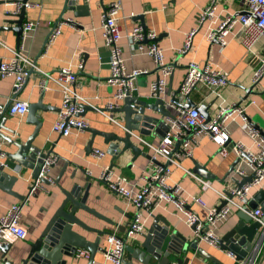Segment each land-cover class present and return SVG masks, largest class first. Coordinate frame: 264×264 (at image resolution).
Wrapping results in <instances>:
<instances>
[{
  "label": "crops",
  "instance_id": "1",
  "mask_svg": "<svg viewBox=\"0 0 264 264\" xmlns=\"http://www.w3.org/2000/svg\"><path fill=\"white\" fill-rule=\"evenodd\" d=\"M0 1H4L0 4V58L9 59L20 50L31 63L37 65V70L34 69L32 72L29 63L30 74L25 86L17 94L13 90L14 77L0 78V108L4 109L13 97L29 105L39 103L40 107L44 108L39 109L35 117L36 121H39L37 117L40 119L41 127L32 145L42 149L44 153L53 151L58 157L57 164L50 172L52 179H57L62 174L59 185L45 184L43 187H37L33 191L36 197H29L26 204H23L20 197L28 195L29 186L33 183L31 170L25 169L11 159L8 160L10 168L6 169L7 172L17 176L18 180L13 181L11 185L12 194L0 189V217L6 215L13 207H20L19 223L26 229L27 234L23 239L9 240L5 244L4 249L0 250V264H5V261L22 264L21 261L26 258L31 245L40 238L65 200L64 191L71 192L74 185L78 186L76 192L82 195L88 189L86 206L94 213L79 209L77 216L84 226L75 224L73 230L89 242H96L99 239V250L92 259V254L89 259L77 257V255L71 258L64 256L63 263L58 262L57 264H109L104 255L111 246L108 233H116L121 238H125L136 209L100 180L102 170L107 166L111 167L116 176L127 177L129 184L138 189L144 184L143 177L153 172L156 165L142 154L135 158L130 149L124 153L119 152L124 147V143L119 141L116 142L119 145L116 155L109 153L110 144L106 143L104 137L99 134L94 137L93 150H105L107 155L97 159L93 155V150L88 149L93 139V133L90 131H74L69 136L53 132V125L62 105V92L54 81L49 82V90H42L40 81L43 75L38 71L40 69L51 73L65 65L73 52L81 54L84 59L83 71L78 73L81 95L100 109L92 107L85 112L84 117L88 122V127L99 133H113L123 137L125 135L124 115L113 112V116L123 125L121 127L109 121L102 111L109 102L116 103L117 100L114 98L116 87L108 84L111 76L109 64L111 52L104 43L101 15L111 3L118 0H73L77 11L69 10L68 0H29L31 5L27 8L25 22H35L37 27L31 32H24L20 45L17 44V33L13 30L16 27V17L6 15L7 11H13L17 0ZM120 1L123 8L118 17L123 34L125 35L136 26L143 27L141 21L137 19L143 16L145 30H153L157 33L155 43L163 50L166 63L174 67V72L166 79L167 87L162 94L165 101L169 103L181 88L189 62L197 61L201 64L212 62L220 70L228 73V83L220 93L222 99L229 105L245 107L248 119L258 132L257 136H253L247 124L240 117H236L228 123L231 143H229L227 156H221L218 146L209 136L203 135L192 149V154L181 158L180 165L170 164L168 182L180 187L182 197L188 200L189 209L204 221L207 219L209 210L220 205L222 197L220 193H226L242 181L243 178L236 177L235 168H243L251 176L250 166L238 158L232 150V142L242 143L248 149L256 151V141L264 138V76L260 82L258 81L254 89L255 94H248L246 90L256 83L253 77L264 56V43H261L254 53L247 51L241 42L239 27H236L231 34L227 46L206 40L209 22L199 26V17L202 10L212 0ZM242 5L243 0H218L213 20L220 19L227 14L238 13ZM78 6L82 7L78 9ZM61 17L73 18L87 28H94V32H89L82 38L73 29L65 27L50 54L41 58L40 54L44 50L49 35ZM196 29L198 31L192 39L191 48L187 52H181L187 35ZM120 46L129 73L134 70L146 71L136 78L137 90L133 95L144 101L153 102L151 84L162 76L159 69L146 50L139 49L138 44L132 39L124 36L120 41ZM247 95L248 97L245 98ZM177 97L183 104L191 99L197 106L208 105L210 117L219 109L221 101L220 97L212 94L203 86L193 91L189 98L181 94ZM122 104L120 103V106ZM171 110L174 114L177 112V110ZM148 113L159 116L158 113L150 110ZM5 126L10 130H1L5 135L1 141L4 144V151L12 155L17 152L18 143H26L37 128L31 123L28 112L24 116L6 114ZM143 139L153 145H158L161 141V138L154 135ZM132 140L142 148L143 153L154 156L155 152L136 137ZM157 159L160 162L164 161L161 157ZM197 167L203 168L201 174L198 173ZM205 182L209 184L206 185ZM260 190H264V184L252 190V198L242 209L234 205L227 220L211 228L220 240L237 224L238 213L244 211L247 204ZM196 197L200 198V202L194 200ZM250 215L252 216V213ZM144 217L146 219L143 234L148 233L151 228L158 226L165 228L168 225L171 232H177L186 237L188 241L196 239L193 230L186 222V215L173 203L157 204L153 211L150 214L146 213ZM143 240L140 235L134 240H128L127 243L133 248H142ZM198 248L205 250L222 264H237L228 256V250H223L220 245L215 247L200 240ZM182 257L188 259L187 264H218L200 254L197 249H188ZM125 258L129 259L132 264H159L155 258L146 263L142 260L143 258H135L129 252L125 253ZM256 264H264V243L260 255L256 258Z\"/></svg>",
  "mask_w": 264,
  "mask_h": 264
},
{
  "label": "built area",
  "instance_id": "2",
  "mask_svg": "<svg viewBox=\"0 0 264 264\" xmlns=\"http://www.w3.org/2000/svg\"><path fill=\"white\" fill-rule=\"evenodd\" d=\"M218 0H212L205 7L199 17V26H203L209 22L206 32V40L209 42H218L222 46H227L229 38L236 27L240 28V39L247 51L255 52L261 43H264V0H243L242 9L238 13L227 14L220 19H214L216 15ZM13 11L7 13L18 14L22 7V3L16 2ZM28 8L31 4L26 3ZM122 2L120 0L111 3L101 15V29L105 46L111 52L110 69L111 76L108 84L116 87L114 98L115 103L109 102L102 110L107 119L113 123L121 124L114 116L113 112L120 107V103L128 94L133 95L137 90L135 80L146 71L134 70L130 73L127 71L125 60L123 58L122 48L120 46L121 39L126 36L138 44L139 49H145L146 53L152 58L154 63L162 75L159 79L151 84V93L154 97L162 95L167 87V77L172 75L174 67L166 63L164 52L155 43L157 33L153 30H145L141 26L134 27L125 35L119 23V13L122 11ZM24 32H31L36 29L37 23L25 22ZM69 27L79 33L83 38L85 34L94 32V28H87L79 21L73 18H62L52 29L41 58L47 57L54 44L63 33V29ZM197 29L191 31L184 42L181 52H187L192 45V39L197 33ZM29 63L32 69H36V63H31L22 51H18L9 59L0 58V78L14 77L13 84L14 93H19L25 86L26 80L30 74ZM84 59L81 54L73 52L71 58L67 60L56 71L44 72L39 69V73L43 75L40 81L42 90H49V82H56L62 92V105L58 113L57 119L53 125V132L62 136H69L74 131H82L88 128V122L84 117L85 108L95 107L89 99L81 95L80 84L78 81V73L83 71ZM31 69V70H32ZM37 70V69H36ZM264 76V56L260 60V65L254 73V82L260 81ZM229 80L228 73L222 71L212 62L201 64L197 61H191L187 65V73L184 82L180 88V94L189 98L193 91L203 86L212 94L220 97L219 109L207 121L197 108H182L170 105L175 108V118L169 120L170 130L165 137L161 139L158 145H153L142 140L147 146L155 152L152 155V162L162 158L165 163L170 161L180 165L181 158L192 154V149L199 142L203 135H207L218 146V152L221 156H227L229 153V143H231V135L228 129V123L236 117H240L249 127L253 136H257L258 132L252 126L251 121L245 113V107L234 104H227L221 96V89L227 85ZM119 101V102H118ZM29 109V103L21 100H13L7 110L10 116H24ZM100 110V109H99ZM4 114V109L0 108V118ZM264 137V136H263ZM3 138L0 129V162L5 169L10 168L8 159L3 149ZM181 142L179 149L177 144ZM257 150L248 149L244 144L232 142V150L238 158L248 163L251 169V176L243 168H235V175L243 178L237 186H233L226 193H220L221 200L227 203L218 208L212 207L209 210L207 219L202 221L188 207V200L181 195V189L173 186L168 182L170 177L169 167L159 166L154 163V171L143 177L144 184L138 189L129 184L127 177L123 175H115L111 167L107 166L102 170L100 180L105 182L108 188L123 197L128 203L133 205L136 213L129 225L126 238L134 240L143 234L145 228L146 213L150 214L157 204L162 202L173 203L186 215V222L190 227H194V234L199 241L207 242L215 247L220 245V237L217 236L214 229H211L219 222L227 220L231 214L232 207L235 205L242 209L244 205L252 198L251 192L254 188L261 187L264 184V138L256 141ZM105 150L94 149L93 155L97 159L104 158L107 154ZM240 161V162H241ZM242 161V162H243ZM57 162L56 158H49L43 166L41 177L47 178L50 169L47 165ZM249 175V176H248ZM246 179H249L246 181ZM208 185V182H205ZM43 187L40 182L35 184L34 191L37 187ZM196 202H200V198H194ZM20 207H13L6 215L0 217V250L9 240L25 238L27 231L19 223ZM264 211L261 208L252 212V217L256 221L261 222L264 227L262 218ZM116 233L110 237L111 246L105 251V259L109 264H125L124 253L125 243ZM264 243V239H263ZM262 243V244H263ZM262 244L255 246L252 256L243 260H237L236 255L230 251L228 256L236 261L237 264H256V258L260 255ZM77 257L89 259L91 253L86 249L79 248L76 252ZM178 264V262H172Z\"/></svg>",
  "mask_w": 264,
  "mask_h": 264
},
{
  "label": "water",
  "instance_id": "3",
  "mask_svg": "<svg viewBox=\"0 0 264 264\" xmlns=\"http://www.w3.org/2000/svg\"><path fill=\"white\" fill-rule=\"evenodd\" d=\"M3 2L4 1H0V4H2ZM17 2L23 4L20 12L16 15L6 12V15L7 17H16V27H14L13 30L17 33V44L20 45L24 34L23 25L25 23L27 13V7L25 4L29 3V0H17ZM68 5L70 6L69 10L77 11V6H74L75 4L73 0H68ZM79 7L82 6H78V9ZM137 19L141 21L143 29H146L143 21V16H139L137 17ZM36 61L37 59L35 60V62ZM33 70L34 69H32V72ZM259 82L253 84L250 89H246L247 93L255 94L254 89ZM179 94L180 89L175 93L174 97H172L171 101L169 102L170 104L165 101L162 95H157L156 97H154L153 102H147L140 99L138 96L128 94L127 97L122 101L123 104L114 111L124 115L125 135L123 137H119L113 133H99L88 127L85 130L93 133V139L90 141L88 149L90 151L93 150L94 137L95 135L99 134L104 137L106 143L110 144L109 153L111 154L116 155L117 151L119 150V145L116 142L119 141L124 143L122 151L120 150L119 152L124 153L125 151L130 149L135 158L142 154L148 159L152 160V155L143 153L142 148L136 145L132 139L136 137L139 141L142 142V140H144L143 138H150L153 135L161 139L165 137L171 128L168 121L175 118V114L171 110L172 108L170 107V109L168 107V104L173 105L177 108H197L207 121H209L210 119L208 105L197 106L191 99H188V102L183 104L177 97V95ZM247 97L248 95L245 98ZM14 99H16V97H13L9 104L4 108V114L0 118L1 130H10L5 126V121L8 107L11 105ZM39 109H44L40 107L39 103L29 105L28 114L30 116V121L32 124L37 126L33 135L30 136L26 143H18V150L15 154L12 155L5 151L8 160L11 159L13 162H17L25 169L31 170V179L33 183L29 186L28 195L20 197L23 204H26L29 197H36V193L32 190L37 182H40L42 186L45 184L59 185L62 177V174H60L57 179H52L50 173L46 175L47 178L41 177L42 169L44 164L46 163V160L54 157L58 161V157L54 155L55 153L53 151L44 153L42 149L32 145V141L35 136H37L39 128L41 127L40 119L37 117L39 121L35 120L37 111ZM88 109L89 108L86 107L85 112ZM148 110L154 113H158L159 116H153L149 114ZM173 110H175V108H173ZM119 125L123 127L122 124ZM1 136L3 137L5 135H3V133L1 132ZM181 144L182 143L179 142L176 146V149H179ZM147 147L151 150L149 146ZM154 163L166 168L171 164L169 160L165 163L154 160ZM56 164L57 162L47 165V169H50L51 172ZM197 169L198 173L201 174L203 168L197 167ZM17 180L18 177L13 176L9 172H7L5 166L0 162V189L12 194L13 192L10 189L11 185L13 181ZM77 188L78 186L74 185L71 192L64 191L66 195L65 200L49 222L40 238L31 245V249L29 250L26 258L22 259L21 261L22 264H57L58 262L63 263L64 256H68L70 258L74 257L79 248H84L90 251L92 254L91 259L93 258V256H95L96 252L99 250V239H97L96 242H89L85 238L79 236L73 230V226L75 224L84 226L82 221L77 216V211L79 209H84L91 213H94L91 209H89V207L86 206L88 189L82 195V193L80 194L76 192ZM226 203L227 201L220 202L218 208H221ZM69 204H71V206H69ZM258 208H261L264 211V190H260L259 192H257L254 196V199L251 200L244 208V211H240L238 213L239 220L237 224L220 240L221 248L223 250H228L234 253L237 260L248 258L255 248L254 244L256 245L258 243L259 246L263 243L264 227L262 226L261 222L254 220L250 215V213ZM262 219V221L264 222V216ZM191 229L194 231V227H191ZM112 234L113 233H108V238ZM141 236L144 239L141 244L143 249L133 248L128 245V239L126 237L123 239L125 243V253L129 252L135 258H143L142 260L146 263L149 262L150 259L155 258L158 260L159 264H172V262L175 261L180 264H187L188 259L183 258L182 255L191 248L194 250L197 249L200 254L212 259L215 263L222 264L215 257L210 256L205 250L198 248V239L188 241L186 237L178 234L177 232H171L168 225H166L165 228H161L159 226L151 228L148 233L142 234ZM4 247L5 245H3L2 249H4ZM125 253L123 259L124 263L132 264L129 259L127 260L125 258ZM5 264L14 263L5 261Z\"/></svg>",
  "mask_w": 264,
  "mask_h": 264
}]
</instances>
